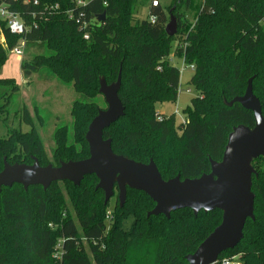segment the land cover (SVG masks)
<instances>
[{
  "label": "trees",
  "instance_id": "1",
  "mask_svg": "<svg viewBox=\"0 0 264 264\" xmlns=\"http://www.w3.org/2000/svg\"><path fill=\"white\" fill-rule=\"evenodd\" d=\"M152 1L89 0L87 6L75 8L71 0H41L42 5L61 8L26 35L22 76L29 80L36 74L78 95L71 108L72 122L58 125L52 136L55 167L90 157L89 126L100 110L108 108L97 101L103 78L111 85L121 74L119 98L125 110L104 131V139L111 140L117 155L144 164L153 160L165 181L210 174L211 161H222L234 128H255L252 111L239 103L227 104L245 95L250 80L264 116V0H172L167 12L153 7ZM148 3L149 17L139 19V7ZM68 8L81 12L90 23L89 40L69 19ZM14 9L28 24L29 12L38 10L23 4ZM171 14L178 21L173 37L166 32ZM151 16L157 17L155 23ZM1 35L7 48L0 44V73L19 40L4 25ZM173 43L175 54L195 66L190 85L198 92L185 110L186 123L178 127L175 115L162 121L156 116L158 103L176 102L180 93L181 71L169 62ZM15 81L0 78V122L22 111L31 130L6 124L9 135L0 137V172L5 161L33 165L37 159L42 167L51 165L36 124L45 125L50 117L38 107L36 119L26 106L20 109ZM252 165L255 219L247 220L241 243L222 253L216 264H223L226 256H239L241 264H264V157ZM98 184V177L89 175L78 186L66 181L54 182L46 190L41 185L4 187L0 264H189L187 256L223 221L219 209L198 215L182 209L170 218L148 217L156 203L145 192L128 188L121 205L115 185L117 197L111 206ZM60 241L62 261H57L54 254Z\"/></svg>",
  "mask_w": 264,
  "mask_h": 264
},
{
  "label": "water",
  "instance_id": "2",
  "mask_svg": "<svg viewBox=\"0 0 264 264\" xmlns=\"http://www.w3.org/2000/svg\"><path fill=\"white\" fill-rule=\"evenodd\" d=\"M103 15L102 17H104ZM168 36L178 32L177 18L171 14L166 27ZM121 74L116 83L108 85L101 80L100 93L108 108L100 110L89 126L86 139L90 157L81 161L62 162L60 166L42 167L37 159L33 165H10L5 161L0 172V196L4 187L41 185L46 190L54 182H72L76 186L89 175L99 179L97 189L105 192L107 204L119 188V201L124 205L127 189H136L148 194L156 203L150 216L164 215L167 218L175 211L191 209L195 215L215 209L223 212V221L199 246L187 256L189 264H216L220 255L235 249L244 238L248 219H255V195L252 179L253 161L264 157V116L259 99L254 95L252 80L244 96L230 103L241 104L254 113L256 126L253 129L240 125L234 128L221 162L211 161L212 172L197 179L181 180L180 176L165 181L153 160L139 163L114 153L111 140L104 139V131L124 116L125 110L119 98Z\"/></svg>",
  "mask_w": 264,
  "mask_h": 264
},
{
  "label": "rangeland",
  "instance_id": "3",
  "mask_svg": "<svg viewBox=\"0 0 264 264\" xmlns=\"http://www.w3.org/2000/svg\"><path fill=\"white\" fill-rule=\"evenodd\" d=\"M160 2L162 4V8L167 12L172 0H160ZM149 12L150 3L145 6H140L139 12L137 14L138 18L142 20L147 19L149 17ZM2 46L4 47L5 45ZM176 47L177 43H173V49L169 58V62L181 71L179 97L176 102L158 103L156 105V116L168 117L175 115L176 126L178 127L186 122L185 110L191 106L192 99L197 96L198 92L193 86L190 85V81L195 70H192L191 66L184 62L183 57L177 56L175 54ZM24 57L25 55L23 58ZM0 75L3 78H12L16 80L15 82L20 88V103L23 104L20 106V109H22L23 106H26L31 116L36 119V107H38V110L43 112L45 118L50 117L49 122H46L45 125H39L38 122L36 124L44 142L48 157L51 161V164H53V133L58 125L62 123L70 124L72 122L71 108L78 95H76L72 88L66 87L56 81H45L36 74L33 75L31 79L25 80L22 76L20 60L11 53L9 54L8 62L2 68ZM97 101L100 106L103 108L105 107L106 102L103 95L98 96ZM107 105L108 104H106V108ZM2 119H5L4 115L2 116ZM22 119L23 112L21 111L17 116L11 115L8 117V119L6 118L0 122V137H7L9 135V129L6 126L7 123H9V125L13 128H22L24 132L31 130V127L26 125ZM63 190L65 191L64 187ZM116 197L117 194L114 192V195L110 199L111 206H114ZM83 243L88 254L92 258L89 245L84 241ZM226 259L241 264L239 256H226L225 260Z\"/></svg>",
  "mask_w": 264,
  "mask_h": 264
},
{
  "label": "built area",
  "instance_id": "4",
  "mask_svg": "<svg viewBox=\"0 0 264 264\" xmlns=\"http://www.w3.org/2000/svg\"><path fill=\"white\" fill-rule=\"evenodd\" d=\"M89 0H71L73 7L81 8L87 6ZM23 4L28 7L38 8V10L30 11V17L32 18L31 24L25 19L23 13L19 10H15L14 7L16 5ZM153 7L162 6L160 0H153L152 1ZM60 5H50L48 3L42 5L41 0H0V33H2V27H4L10 32V34L14 36H18L19 40L16 46L10 51L11 54H14L18 59L23 58L25 54V47H26V35L29 33L32 27L38 28L39 23L43 20H47L48 16L51 13H56L60 10ZM66 14L68 15L69 19L77 22L79 25V30L84 33V39L89 40L90 35L88 33V29L90 27V23L86 21L84 15L79 12L75 13L73 8H68L65 10ZM157 17L151 16L150 21L155 23ZM0 44L5 45L4 47L7 48V40L6 38L1 35ZM191 66L192 70H195L194 65ZM159 121L164 120V116L157 117ZM186 123V122H185ZM184 123V124H185ZM109 219V216L108 218ZM62 252H63V242L60 241L56 247V252L54 254V259L57 261H62ZM223 264H239L238 262H233L229 259H224Z\"/></svg>",
  "mask_w": 264,
  "mask_h": 264
},
{
  "label": "crops",
  "instance_id": "5",
  "mask_svg": "<svg viewBox=\"0 0 264 264\" xmlns=\"http://www.w3.org/2000/svg\"><path fill=\"white\" fill-rule=\"evenodd\" d=\"M17 58V57H16ZM20 60V66H21V59H19ZM8 62V61H7ZM6 65V64H5ZM0 78H3L1 75H0ZM3 79H5V78H3Z\"/></svg>",
  "mask_w": 264,
  "mask_h": 264
}]
</instances>
